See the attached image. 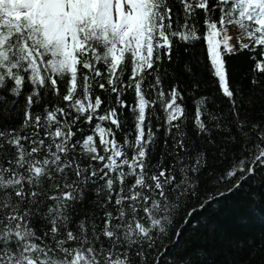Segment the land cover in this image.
Segmentation results:
<instances>
[{
    "label": "snow or ice",
    "instance_id": "obj_1",
    "mask_svg": "<svg viewBox=\"0 0 264 264\" xmlns=\"http://www.w3.org/2000/svg\"><path fill=\"white\" fill-rule=\"evenodd\" d=\"M0 264H264V0H0Z\"/></svg>",
    "mask_w": 264,
    "mask_h": 264
},
{
    "label": "trees",
    "instance_id": "obj_2",
    "mask_svg": "<svg viewBox=\"0 0 264 264\" xmlns=\"http://www.w3.org/2000/svg\"><path fill=\"white\" fill-rule=\"evenodd\" d=\"M206 87L209 91L214 90L215 85L212 83L211 78L207 80ZM226 207L230 210L228 216H223L218 213L214 214L218 223L233 233L243 232L245 230L244 225L247 223V220L244 219V214L248 211V206L244 198L241 196L232 197L231 203Z\"/></svg>",
    "mask_w": 264,
    "mask_h": 264
}]
</instances>
